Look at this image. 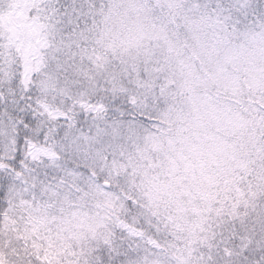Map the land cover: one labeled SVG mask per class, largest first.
Returning <instances> with one entry per match:
<instances>
[{
	"label": "snow or ice",
	"instance_id": "obj_1",
	"mask_svg": "<svg viewBox=\"0 0 264 264\" xmlns=\"http://www.w3.org/2000/svg\"><path fill=\"white\" fill-rule=\"evenodd\" d=\"M0 264H264V0H0Z\"/></svg>",
	"mask_w": 264,
	"mask_h": 264
}]
</instances>
